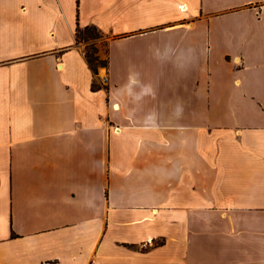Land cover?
I'll return each instance as SVG.
<instances>
[{
  "label": "crops",
  "instance_id": "crops-1",
  "mask_svg": "<svg viewBox=\"0 0 264 264\" xmlns=\"http://www.w3.org/2000/svg\"><path fill=\"white\" fill-rule=\"evenodd\" d=\"M0 264H264V0H0Z\"/></svg>",
  "mask_w": 264,
  "mask_h": 264
},
{
  "label": "trees",
  "instance_id": "trees-1",
  "mask_svg": "<svg viewBox=\"0 0 264 264\" xmlns=\"http://www.w3.org/2000/svg\"><path fill=\"white\" fill-rule=\"evenodd\" d=\"M101 34H103L100 29L94 25H88V26H81L79 23L76 26V38L77 42H85V41H91L93 38L99 37ZM94 45V43H93ZM95 46V45H94ZM93 48L92 52H89L85 50V55L88 59V62L94 72H97L98 68L100 66H107L108 65V59L105 57L104 59H101L99 55L97 54V48L96 46ZM94 87L97 86L96 83L93 84ZM163 241H155V245H158L162 243ZM148 246H143L141 250H146Z\"/></svg>",
  "mask_w": 264,
  "mask_h": 264
},
{
  "label": "rangeland",
  "instance_id": "rangeland-1",
  "mask_svg": "<svg viewBox=\"0 0 264 264\" xmlns=\"http://www.w3.org/2000/svg\"><path fill=\"white\" fill-rule=\"evenodd\" d=\"M93 43H94V45H95L96 48H97V54H98V51H100V50H105L106 39H105L104 34H101V35H100L99 37H97V38H93V40H91V41H85V42H83L84 47H85V50H87V51H89V52H92V51H93L92 46H94ZM95 46H94V47H95ZM98 55H99V54H98ZM99 57H100L101 59H104V58H105V56L102 57V56H100V55H99Z\"/></svg>",
  "mask_w": 264,
  "mask_h": 264
}]
</instances>
